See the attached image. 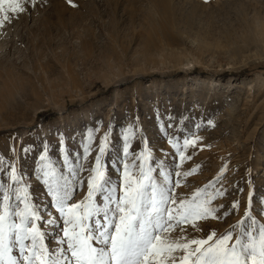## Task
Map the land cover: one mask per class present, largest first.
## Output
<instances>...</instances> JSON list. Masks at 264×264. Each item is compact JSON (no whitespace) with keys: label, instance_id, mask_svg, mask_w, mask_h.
<instances>
[{"label":"rangeland","instance_id":"obj_1","mask_svg":"<svg viewBox=\"0 0 264 264\" xmlns=\"http://www.w3.org/2000/svg\"><path fill=\"white\" fill-rule=\"evenodd\" d=\"M9 17L0 27V181L15 160L50 218V198L36 178L45 144L62 168L58 141H65L78 169L76 202L87 195L101 139L107 137L101 166L108 187L118 186L122 162L138 167L136 154L147 142L145 168L161 182L160 170L171 173L177 201L206 187L223 193L213 201L218 219L182 223L162 239L186 242L231 230L229 244L236 235L247 242L250 191L248 215L258 235L264 222V34L255 42L242 37L264 25V0H36ZM177 136L183 161L170 143ZM193 136L196 147L184 148L183 138ZM85 144L91 146L86 158ZM42 231L55 248L59 227L42 225ZM182 255L177 250L164 259L178 264Z\"/></svg>","mask_w":264,"mask_h":264},{"label":"snow or ice","instance_id":"obj_2","mask_svg":"<svg viewBox=\"0 0 264 264\" xmlns=\"http://www.w3.org/2000/svg\"><path fill=\"white\" fill-rule=\"evenodd\" d=\"M35 3L36 0H32L31 5L27 0H0V27L9 21V13L18 17ZM167 128H174V125L169 123ZM86 139L91 140V135ZM122 140L123 156L127 158L130 150L127 132ZM179 141L177 136L175 142L170 143H173L178 160L183 161L186 157ZM197 143L195 136L183 138L184 148H195ZM106 144L107 137L100 140L95 166L87 179V195L76 202L72 201L78 169L74 167L65 141L62 138L58 141L62 168L53 164L48 145L43 146L36 178L50 198L54 210L49 213L50 218L41 213L15 160L7 165V176L0 181V264H168L165 254L177 250L183 252L178 264H264V222L257 235L256 219L248 215L251 191L245 212V219L251 220L244 231L247 242L236 235L235 242L229 244L233 240L231 230L221 236L212 231L206 239H188L186 242L164 240L162 233H168L182 223L218 219L213 201L223 193L219 190L210 193L206 187L194 193L191 200L177 201L170 185L171 173L160 170L161 182L155 178L151 166L145 168V159L151 160L147 142L136 154L138 167L135 162L132 168L122 162L118 186L108 187L106 168L101 166ZM21 150L25 154L28 152L27 147L22 146ZM90 151L91 146L85 144V158ZM80 159L77 154L76 162ZM3 165L4 160L0 158V170H4ZM175 175L180 177L181 174L176 171ZM176 186H179V179ZM102 193L101 202H96L95 197ZM243 224L241 220L238 226ZM42 225L59 227L55 248L45 243ZM192 226L197 227L195 223ZM172 264H177L175 257Z\"/></svg>","mask_w":264,"mask_h":264},{"label":"bare ground","instance_id":"obj_3","mask_svg":"<svg viewBox=\"0 0 264 264\" xmlns=\"http://www.w3.org/2000/svg\"><path fill=\"white\" fill-rule=\"evenodd\" d=\"M263 34H264V25H260L253 32L246 34L242 38L244 41L250 40L251 42H255L257 41V39H259V37H262ZM262 86H264V81L261 83V87Z\"/></svg>","mask_w":264,"mask_h":264}]
</instances>
